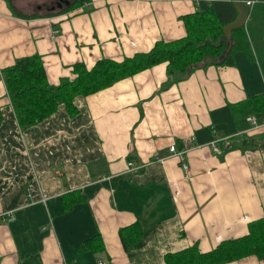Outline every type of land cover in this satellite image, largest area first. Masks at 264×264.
I'll return each mask as SVG.
<instances>
[{
  "label": "crops",
  "instance_id": "obj_1",
  "mask_svg": "<svg viewBox=\"0 0 264 264\" xmlns=\"http://www.w3.org/2000/svg\"><path fill=\"white\" fill-rule=\"evenodd\" d=\"M9 1L12 9L0 0V264H164L194 244L207 253L244 237L264 217V143L239 150L219 141L221 153L209 146L264 133V112L250 116L253 125L231 109L264 95V20L255 19L264 0L245 23L253 59L236 52L177 82L160 64L76 97L74 117L60 106L27 130L1 77L16 59L39 55L54 87L76 63L90 69L183 38L185 15L212 7L229 23L236 11L229 0H84L44 14L14 7L16 16ZM171 145L185 151L186 174ZM71 194L82 201L65 211ZM133 224L140 238L125 250L119 230ZM98 235L103 251L78 252Z\"/></svg>",
  "mask_w": 264,
  "mask_h": 264
},
{
  "label": "trees",
  "instance_id": "obj_2",
  "mask_svg": "<svg viewBox=\"0 0 264 264\" xmlns=\"http://www.w3.org/2000/svg\"><path fill=\"white\" fill-rule=\"evenodd\" d=\"M6 1L12 9L10 1ZM70 2L69 11L80 6L84 0ZM13 13L17 16L14 6ZM181 21L185 29L183 38L159 40L148 52L136 53L122 61L101 58L90 69L83 63H76L71 67L72 78H63L54 87L47 81L39 55L16 59L11 66L2 69L1 77L19 129L37 126L55 114L60 106L69 117H74L78 112L73 103L76 97L94 95L160 64L166 65L169 80L177 82L186 79L198 68L220 63L227 47L223 39V27L227 22L221 21L212 7L185 15ZM236 52H244L253 59L245 27L232 31V46L228 55ZM231 109L236 116L243 117L264 112V95L252 97ZM2 120L0 110V125ZM260 143H264V133L242 135L233 143L232 149L246 150ZM81 201L74 194L67 195L64 197L65 211ZM248 230L246 236L223 241L207 253H201L196 244L180 252L168 253L164 256V264H228L249 256L264 260V217L251 222ZM119 237L127 250L139 240L140 230L133 224L120 229ZM103 249L98 235L85 241L78 252L98 253Z\"/></svg>",
  "mask_w": 264,
  "mask_h": 264
},
{
  "label": "water",
  "instance_id": "obj_3",
  "mask_svg": "<svg viewBox=\"0 0 264 264\" xmlns=\"http://www.w3.org/2000/svg\"><path fill=\"white\" fill-rule=\"evenodd\" d=\"M60 1L61 3H58L56 5L57 8H61L62 3L66 5V7H69L71 4V2L68 0L67 1L60 0ZM229 1L232 3L236 11V16L233 21L227 23L223 27V39L227 42V47L223 53L222 62L227 57L232 46V31L245 27V23L251 11L250 8H248L244 3H242L241 0H229Z\"/></svg>",
  "mask_w": 264,
  "mask_h": 264
},
{
  "label": "rangeland",
  "instance_id": "obj_4",
  "mask_svg": "<svg viewBox=\"0 0 264 264\" xmlns=\"http://www.w3.org/2000/svg\"><path fill=\"white\" fill-rule=\"evenodd\" d=\"M58 0H11L14 7L17 10H23L27 13H37V14H44L46 10L51 9L56 12L58 11L56 7V3ZM73 1V0H72ZM5 3L7 4V1L5 0ZM44 6L46 9L44 10ZM10 7V6H9ZM37 7L39 10H37ZM56 7V8H55ZM54 8V9H53ZM255 19L260 23L262 20H264V13L262 10L257 9V12L255 14ZM253 27V26H251ZM246 28V26H245ZM253 29V28H252ZM254 42H256V37L254 36Z\"/></svg>",
  "mask_w": 264,
  "mask_h": 264
},
{
  "label": "built area",
  "instance_id": "obj_5",
  "mask_svg": "<svg viewBox=\"0 0 264 264\" xmlns=\"http://www.w3.org/2000/svg\"><path fill=\"white\" fill-rule=\"evenodd\" d=\"M257 0H246L245 1V5L248 7V8H251L255 3H256ZM251 124L255 125V120L253 117H248L247 119ZM237 138V137H235ZM235 138L233 139H230V138H224V139H219L217 141H213L211 143H209V146L211 147V149L215 152V153H221V150L219 149V147L217 146V142L219 141H222L224 146L227 147V149H230L232 148L233 146V143L235 142ZM199 148H204V146H200ZM169 152L172 156L176 157L177 160H178V163H179V166L181 168V170L183 171L184 174H186L188 172V169H189V166H188V163L186 161V158H185V151L184 150H181V151H178L174 145H171L169 147ZM163 159L159 158V157H156V161L158 162H162ZM131 165L130 167H132V164H129Z\"/></svg>",
  "mask_w": 264,
  "mask_h": 264
},
{
  "label": "flooded vegetation",
  "instance_id": "obj_6",
  "mask_svg": "<svg viewBox=\"0 0 264 264\" xmlns=\"http://www.w3.org/2000/svg\"><path fill=\"white\" fill-rule=\"evenodd\" d=\"M66 1H67V0H66ZM68 1H72V0H68ZM58 3H61V1H60V0H58V1H57V3H56V5H57Z\"/></svg>",
  "mask_w": 264,
  "mask_h": 264
}]
</instances>
